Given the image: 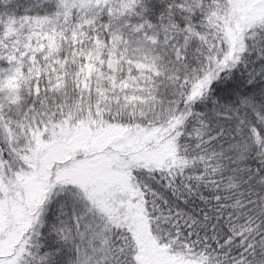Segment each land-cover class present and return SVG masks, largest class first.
<instances>
[{
  "label": "snow or ice",
  "instance_id": "obj_1",
  "mask_svg": "<svg viewBox=\"0 0 264 264\" xmlns=\"http://www.w3.org/2000/svg\"><path fill=\"white\" fill-rule=\"evenodd\" d=\"M0 264H264V0H0Z\"/></svg>",
  "mask_w": 264,
  "mask_h": 264
}]
</instances>
